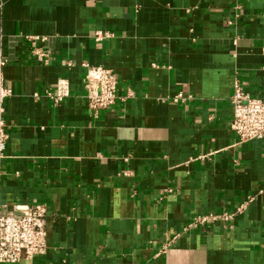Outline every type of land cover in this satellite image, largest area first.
I'll use <instances>...</instances> for the list:
<instances>
[{
	"label": "crops",
	"instance_id": "obj_1",
	"mask_svg": "<svg viewBox=\"0 0 264 264\" xmlns=\"http://www.w3.org/2000/svg\"><path fill=\"white\" fill-rule=\"evenodd\" d=\"M0 51V207L46 211V253L16 264H264V140L229 101L234 78L264 100V0H0ZM85 64L125 100L91 114ZM208 214L232 217L188 227Z\"/></svg>",
	"mask_w": 264,
	"mask_h": 264
},
{
	"label": "built area",
	"instance_id": "obj_2",
	"mask_svg": "<svg viewBox=\"0 0 264 264\" xmlns=\"http://www.w3.org/2000/svg\"><path fill=\"white\" fill-rule=\"evenodd\" d=\"M108 33L97 32L95 40L107 38ZM30 56L36 62L45 64L49 52L42 49L45 38L29 37ZM0 51V158L6 149L8 133L3 119L5 102L11 90L4 86L3 68L6 65ZM86 73L82 81L83 97L89 112L93 115L111 109L117 101H124L119 94L118 77L115 72L101 66L85 64ZM46 96L54 103L69 97V83L60 80L54 93ZM180 95L176 99H179ZM175 100V99H174ZM232 118L230 130L240 143L264 140V100L247 94L237 78L232 83L230 95ZM245 203L236 208L235 214L245 208ZM231 215L208 214L199 216L188 227H200L214 222L231 220ZM46 211L41 205L26 207L22 211L3 212L0 207V264H16L21 260H31L46 253Z\"/></svg>",
	"mask_w": 264,
	"mask_h": 264
}]
</instances>
